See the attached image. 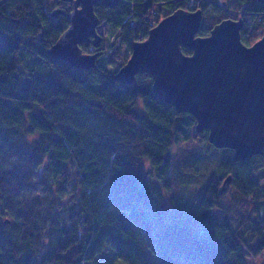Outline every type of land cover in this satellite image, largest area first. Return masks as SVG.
I'll list each match as a JSON object with an SVG mask.
<instances>
[{
	"label": "trees",
	"instance_id": "obj_1",
	"mask_svg": "<svg viewBox=\"0 0 264 264\" xmlns=\"http://www.w3.org/2000/svg\"><path fill=\"white\" fill-rule=\"evenodd\" d=\"M199 7V35L230 17L243 19L245 44L262 36L264 0H100L95 11L109 24L113 46L132 51L173 10ZM52 11L47 0H0V264H89L107 248L129 264H246L247 256L264 252V185L256 177L264 156L234 160L232 148H222L219 167L209 170L195 211L200 219L215 217L212 239L184 214L155 231L154 220L166 212L163 190L196 176L173 147L208 139V129L198 132L191 113L160 100L150 73L129 85L117 80L130 55L113 59L116 70L102 55L88 69L50 60L48 48L69 25L65 12ZM80 45L96 50L91 42ZM44 164L57 188L43 199L55 208L56 194L70 195L72 209L47 251L42 211L18 198L41 178ZM229 173L237 199L216 217L219 184Z\"/></svg>",
	"mask_w": 264,
	"mask_h": 264
},
{
	"label": "water",
	"instance_id": "obj_2",
	"mask_svg": "<svg viewBox=\"0 0 264 264\" xmlns=\"http://www.w3.org/2000/svg\"><path fill=\"white\" fill-rule=\"evenodd\" d=\"M70 1L65 12L69 25L47 50L52 61L64 60L76 68L97 66L103 54L101 19L95 11L100 0ZM202 8H177L154 25L144 39L132 45L128 60L114 73L125 84L136 75H152V89L178 112H189L197 120L196 130L208 129V140L217 148H232L234 160L264 156V27L251 45L241 38L242 18H224L207 35L197 32ZM91 42L95 51L86 52L81 43ZM192 49L187 54L182 47ZM229 173L218 192L232 181ZM6 222H10L6 218Z\"/></svg>",
	"mask_w": 264,
	"mask_h": 264
},
{
	"label": "rangeland",
	"instance_id": "obj_3",
	"mask_svg": "<svg viewBox=\"0 0 264 264\" xmlns=\"http://www.w3.org/2000/svg\"><path fill=\"white\" fill-rule=\"evenodd\" d=\"M49 9L62 8L70 9L71 3L63 0H47ZM212 11V7H210ZM98 30L103 36L101 49L103 50L102 58L108 62L106 67L116 70L119 67V61L113 59L125 58L131 55L130 49L126 45L120 47H114V36L111 35L110 26L107 23H101L98 26ZM92 49H96L92 46ZM95 51V50H94ZM114 51H117L114 53ZM87 52V51H86ZM92 52V51H91ZM113 52V54H111ZM113 55V56H112ZM45 65V64H44ZM45 68V66H44ZM48 70V67L45 69ZM30 139H33L31 137ZM174 151H178L182 155L180 157L181 164L187 166L190 170H196V176L192 178L191 183L181 181L176 184L171 181L170 191L164 194V208L166 212L161 219L154 220L155 231H160L161 225H165L173 219H177L184 214L190 224L194 227L195 231L205 237L207 240L212 239V225L215 217L208 219H200L195 215V211L198 207L200 195L202 190L207 184L209 170L213 169L214 172L220 165L221 159L224 156L225 150L215 147L208 139H204L201 136L192 138L190 140H180L176 146L173 147ZM196 160V165L193 163ZM263 166L257 173V181L264 185V161ZM146 169L149 168V163L145 165ZM47 166L44 164L40 170L41 178L37 179L32 185H28L23 188L18 198L21 201L34 203L42 211L44 224L43 227V242L45 243L44 251H47L54 244L55 239L60 232V228L65 223L66 214L72 210L69 205V196H58L61 207H49L47 200L43 198L54 194L56 185L52 183V178L47 173ZM152 177V176H150ZM223 181V179L221 180ZM221 182L219 187L221 186ZM72 189V187H69ZM54 190V191H53ZM55 195V194H54ZM237 192L234 184L228 183V188L223 192L221 196V207L216 210V217H221L226 213V207L233 204L237 199ZM261 214L264 213V203L259 205ZM6 216H2L4 219ZM11 219H14L13 215H8ZM58 217V218H56ZM56 218V219H55ZM246 264H264V252L258 256H247L245 258ZM89 264H129L126 260L119 258L115 252L111 249H105L102 251L94 262Z\"/></svg>",
	"mask_w": 264,
	"mask_h": 264
},
{
	"label": "flooded vegetation",
	"instance_id": "obj_4",
	"mask_svg": "<svg viewBox=\"0 0 264 264\" xmlns=\"http://www.w3.org/2000/svg\"><path fill=\"white\" fill-rule=\"evenodd\" d=\"M68 2H70V1H68ZM70 3H71V2H70ZM71 6H72V3H71ZM70 8H71V7H70ZM64 10H65V11H69L70 9H64ZM223 179H224V178H223ZM232 182H233V178H232V181H231L229 184H231ZM221 183H222V181H221ZM232 184H233V183H232ZM227 188H228V184H227L226 190H227ZM226 190H225V191H226ZM225 191H224V192H225ZM222 194H223V193H222ZM222 194H221V195H222Z\"/></svg>",
	"mask_w": 264,
	"mask_h": 264
}]
</instances>
